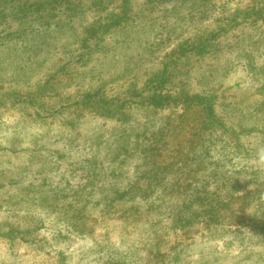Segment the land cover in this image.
Segmentation results:
<instances>
[{
  "label": "rangeland",
  "instance_id": "obj_1",
  "mask_svg": "<svg viewBox=\"0 0 264 264\" xmlns=\"http://www.w3.org/2000/svg\"><path fill=\"white\" fill-rule=\"evenodd\" d=\"M261 155L264 0H0V264H264Z\"/></svg>",
  "mask_w": 264,
  "mask_h": 264
},
{
  "label": "trees",
  "instance_id": "obj_2",
  "mask_svg": "<svg viewBox=\"0 0 264 264\" xmlns=\"http://www.w3.org/2000/svg\"><path fill=\"white\" fill-rule=\"evenodd\" d=\"M180 53H184V51H181ZM164 75H165V72L162 73V75H160L159 77L162 78V76H164ZM178 96L179 95L177 94L175 96H169V98L170 97L171 98H175V97H178ZM195 96H196V98H201V99L208 100V102L204 106L206 107L208 114L209 115H213V116L212 117L208 116L209 117V123H207V124L210 125V127H212L213 124H219L220 126L223 127V125H221L223 123V121L219 120V118H217V116L214 114L215 113V109H214V106H213V102L211 101V99H212L211 95H209L208 93H204L203 92V93H200V94H196L193 97H195ZM185 97H189V96H185ZM193 97H191V98H193ZM152 100H153L152 104H156V102H158V101H156L154 99H152ZM149 172L153 173L154 171L153 170H149ZM149 175H150V173L147 174V178H148ZM160 182L161 181L159 180V178H157L155 180L153 179V180L149 181L148 183H146L147 184V188H149V189H151L153 191V189L156 186H158L160 184ZM170 190H174V188L173 189L171 188ZM198 195H199V193L197 194V196ZM198 198L201 199V195H199Z\"/></svg>",
  "mask_w": 264,
  "mask_h": 264
},
{
  "label": "clouds",
  "instance_id": "obj_3",
  "mask_svg": "<svg viewBox=\"0 0 264 264\" xmlns=\"http://www.w3.org/2000/svg\"><path fill=\"white\" fill-rule=\"evenodd\" d=\"M260 162H261L262 164H264V155H261V156H260Z\"/></svg>",
  "mask_w": 264,
  "mask_h": 264
}]
</instances>
